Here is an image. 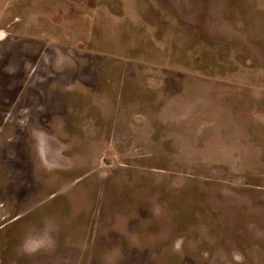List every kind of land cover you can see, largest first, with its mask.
Segmentation results:
<instances>
[{
	"label": "rangeland",
	"instance_id": "obj_1",
	"mask_svg": "<svg viewBox=\"0 0 264 264\" xmlns=\"http://www.w3.org/2000/svg\"><path fill=\"white\" fill-rule=\"evenodd\" d=\"M0 264H264V0L10 4Z\"/></svg>",
	"mask_w": 264,
	"mask_h": 264
},
{
	"label": "crops",
	"instance_id": "obj_2",
	"mask_svg": "<svg viewBox=\"0 0 264 264\" xmlns=\"http://www.w3.org/2000/svg\"><path fill=\"white\" fill-rule=\"evenodd\" d=\"M14 1L15 0H0V17L2 12H4Z\"/></svg>",
	"mask_w": 264,
	"mask_h": 264
}]
</instances>
